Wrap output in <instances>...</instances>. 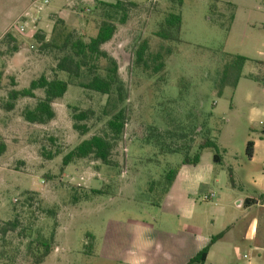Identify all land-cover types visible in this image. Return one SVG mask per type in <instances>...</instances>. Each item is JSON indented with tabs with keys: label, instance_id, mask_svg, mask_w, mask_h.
<instances>
[{
	"label": "rangeland",
	"instance_id": "374dc122",
	"mask_svg": "<svg viewBox=\"0 0 264 264\" xmlns=\"http://www.w3.org/2000/svg\"><path fill=\"white\" fill-rule=\"evenodd\" d=\"M56 1L50 0L51 5ZM19 2L0 0V17H8V8ZM97 2H61L58 13L47 8L35 35L50 42L60 19L89 41L106 14L97 9ZM132 2L136 7L129 11L126 25L115 18L117 33L102 48L118 63L128 93L126 130L111 166L93 159L62 166L64 156L81 141L106 130L108 118L101 115L106 96L72 82L65 97L54 103L56 118L47 125H32L22 117L26 107L43 97L42 91L36 92V99H19L13 111L6 110L11 90L28 88L42 75L55 76L60 54L42 46L35 35L10 32L15 20L0 21V143L6 145L0 156V264H35L29 244L53 233L52 253L42 264H186L202 247V239L229 225L211 264H264V253L258 257L244 240L248 221L242 220L245 215L256 218L264 233V210L237 209L240 197L256 195L248 184L254 186L263 173L264 0ZM232 6L235 19L228 30ZM172 11L182 16L178 43L155 36ZM7 33L15 42H5ZM143 41L149 44V57L170 51L157 75L135 63ZM14 46L17 53L10 52ZM239 56L247 62L237 87L226 86L219 94L225 66ZM56 76L68 81L64 73ZM71 108L96 113L87 122L88 135L73 129ZM208 133L220 148L221 164L213 162L212 149L203 151L204 166H197L186 163L184 153L162 154L155 139L149 140L162 135L173 149H192L193 157ZM250 141L256 144L253 163L246 153ZM230 169L235 171L233 183ZM170 170L178 172L177 181L166 194L162 182ZM92 190L104 195L73 203L74 194ZM206 192L216 193V200L203 201ZM15 220L18 229L3 235L2 228Z\"/></svg>",
	"mask_w": 264,
	"mask_h": 264
},
{
	"label": "trees",
	"instance_id": "16d2710c",
	"mask_svg": "<svg viewBox=\"0 0 264 264\" xmlns=\"http://www.w3.org/2000/svg\"><path fill=\"white\" fill-rule=\"evenodd\" d=\"M97 4V9L100 7L102 10H106V14L97 27L96 35L91 37L89 41H84L75 32L69 31L64 21L60 19L55 23L50 42H45L44 36L40 34L35 35V40L41 43L42 46L45 48L53 47L60 54L55 66V76L50 79L42 75L40 78L33 80L28 88L11 90L8 94V103L5 107L7 111H13L19 99H36V92L42 91L43 97L38 99L33 107H26L22 112V117L25 122L32 125H47L56 118L53 104L65 97L72 82H77V86L82 89L107 97V103L101 112L102 117L108 118L106 130L101 135H94L81 141L73 150L65 155L62 160V166L65 168L76 161L87 159H93L101 162L103 165L111 166L113 152L124 135L128 121V93L123 82L120 80L118 63L102 48L111 42L117 33L115 18L119 17L118 22L120 25H126L129 11L136 7V4L132 0H115L113 4L98 1ZM234 11L235 8L232 6L233 14L229 20L228 30L235 19ZM181 29L182 16L180 13L172 11L164 19L155 36L163 42L178 43L181 37ZM4 40L10 44L11 42H15L10 33L6 34ZM148 50V42L143 41L135 52V63L145 73L152 71L153 74L157 75L164 70V59L166 56L171 55L170 51H167L166 54L161 51L149 57ZM18 51V46H14L10 50L12 53H17ZM246 62V58L239 56L231 64L225 66L221 74L219 94L226 86L237 87ZM151 64L153 65L152 68ZM58 72L66 74L68 81L59 79L56 76ZM71 110L73 129L83 137L88 135L90 128L87 122L92 120L96 116V113L93 110L82 111L77 108H71ZM167 133L168 135L172 134L173 137L175 136L172 132L168 131ZM262 134L264 136V130ZM152 138L155 139L154 146L159 148L162 154L184 153L186 155V163L198 165L201 154L207 149L214 151L213 159L215 163H222L220 148L215 141L210 139L209 133L199 144L193 157H190L192 149L188 147L173 149L172 146L164 141L162 135H157L155 138L151 136L149 140L152 141ZM5 152L6 145L0 143V156ZM246 153L249 159L253 158L254 143L252 141L247 143ZM51 158L52 156L49 157V159ZM177 173L175 170H170L163 177L162 186L164 193L168 194L176 180ZM230 177L232 180L231 175ZM151 189L154 190V186ZM90 194L85 193L82 196H79L77 193L74 194L72 196L73 203L77 204L80 201H88L91 197L104 195V192L102 190H92ZM261 201L264 202V196L261 197ZM49 213L53 215V211ZM18 225L19 222L17 220L15 222H8L2 228L3 235L15 232L18 229ZM223 236L224 233H220L212 237L207 246L197 253L187 264H205L210 249ZM54 241L55 233L48 239L39 237L35 243L31 242L29 244L35 264L44 263L52 253Z\"/></svg>",
	"mask_w": 264,
	"mask_h": 264
},
{
	"label": "crops",
	"instance_id": "0c3cea01",
	"mask_svg": "<svg viewBox=\"0 0 264 264\" xmlns=\"http://www.w3.org/2000/svg\"><path fill=\"white\" fill-rule=\"evenodd\" d=\"M32 1L33 0H20L19 3H16V4H18V6L15 5L13 8H12V6H11V8L10 7L8 8V10L10 9L9 16L8 17H0V21L1 22H8V21L16 20L20 15H22L23 13H25L28 10V8H29V6H30ZM94 1H96V0H76L75 2L87 4V3H93ZM98 1L103 2L104 0H98ZM61 2H67L69 4L75 3L74 0H57L55 2V5H51V3H50L48 8H50L51 12L52 11H56L58 13L59 12L58 11V6H59V3H61ZM53 107H54V104H53ZM255 149H256V144L254 143V155H255ZM254 161H255V157H253L251 159L252 163ZM213 162H214V159H213ZM222 162H223V159H222ZM197 166H204L201 158H200V162H199V164ZM207 166L209 167V169L211 171L213 170V168L209 164ZM262 170H263V173L260 174L257 177V179L254 181V186L251 185V184H248V187H251L250 189H253L252 191L255 190V192H256L255 194L256 195L253 196V194H251V195H244V196L240 197L239 200H238V203H237V209L238 210L245 209V211H251V208H253V207L259 208L261 210H264V202L261 201V197L264 196V162L262 163ZM234 172L235 171L230 169V175L232 176V183H233ZM237 172H238V174H240V170L237 171ZM176 181H175V183H176ZM174 184L172 185V188H173ZM212 193L215 195V198L212 201H205L204 197L209 195V194H212ZM169 196H170V193L167 196V199L169 198ZM204 197H203V201L212 203V202H214L216 200L217 195L214 192H206ZM253 201H255V203H253ZM223 213H224V211H222V213H220L219 215L221 216V214H223ZM249 218H250L249 215H245L242 218L243 221H248L247 222V226H246V231H245V234H244V240L245 241H249L253 245L252 248H250V249L254 253L258 254V257H261V253H264V233L260 234V223L257 221V219L253 218V219L249 220ZM213 222H215V221H213ZM231 228H232L231 225H229L228 227H226V229H224L223 231L220 232V233H224V236H223V238L221 240H219L218 242H216L212 246V248L209 251V254H208V257H207V260H206L205 264H211L213 253H214L213 252L214 249L229 234ZM220 233H218V234H216L214 236H217ZM214 236H212V237H214ZM212 237H210L209 239H202V241H201L202 244H203L202 247L200 249H198V251L187 261V263L195 255H197V253H199L205 246H207V244L210 242ZM244 259H247L246 255H244ZM248 264H253V262L249 261Z\"/></svg>",
	"mask_w": 264,
	"mask_h": 264
},
{
	"label": "built area",
	"instance_id": "2783aa9c",
	"mask_svg": "<svg viewBox=\"0 0 264 264\" xmlns=\"http://www.w3.org/2000/svg\"><path fill=\"white\" fill-rule=\"evenodd\" d=\"M50 0H33L28 8V10L20 15L10 26V32H16L21 36L27 34H32L33 36L37 33V25L40 20H42V15L45 10L49 7ZM34 47L32 46L31 49ZM264 130V123H260ZM215 195L209 194L204 197L205 201H212Z\"/></svg>",
	"mask_w": 264,
	"mask_h": 264
}]
</instances>
